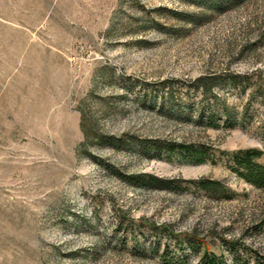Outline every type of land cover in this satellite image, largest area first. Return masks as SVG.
Instances as JSON below:
<instances>
[{
    "label": "rangeland",
    "instance_id": "1",
    "mask_svg": "<svg viewBox=\"0 0 264 264\" xmlns=\"http://www.w3.org/2000/svg\"><path fill=\"white\" fill-rule=\"evenodd\" d=\"M230 1L0 0V264L264 256L227 158L264 150V0Z\"/></svg>",
    "mask_w": 264,
    "mask_h": 264
},
{
    "label": "trees",
    "instance_id": "2",
    "mask_svg": "<svg viewBox=\"0 0 264 264\" xmlns=\"http://www.w3.org/2000/svg\"><path fill=\"white\" fill-rule=\"evenodd\" d=\"M235 1L236 0L230 1L228 6H232ZM224 7L225 3L222 2L220 6L216 8V10L218 12L223 11ZM205 19H207L206 14H202L201 16H198L196 19H194L193 22L195 24L202 23ZM227 158L228 165L238 177L256 188L264 189V163L259 162L260 159L264 158V150L256 148L241 149L229 154V156L227 155ZM205 160L206 159L202 157L197 161L204 162ZM149 186L158 189L163 188L159 180H155L154 183ZM194 242L196 245L204 247V252L200 257L199 264H229L225 256H218L216 253H214L210 249L209 244H207L203 239L196 237L194 238ZM244 249L245 250L240 255L237 253L233 254L231 264H264L263 255L257 252H252L245 247ZM245 254L250 255L252 260H245L243 258L245 257ZM175 263H179V260L174 261V264Z\"/></svg>",
    "mask_w": 264,
    "mask_h": 264
}]
</instances>
